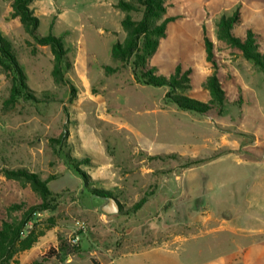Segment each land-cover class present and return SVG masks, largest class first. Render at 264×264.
<instances>
[{
  "label": "rangeland",
  "instance_id": "rangeland-1",
  "mask_svg": "<svg viewBox=\"0 0 264 264\" xmlns=\"http://www.w3.org/2000/svg\"><path fill=\"white\" fill-rule=\"evenodd\" d=\"M11 2L0 0V32L39 102L20 97L9 104L12 77L0 67V224L22 214L14 205H41L28 182L5 170L34 173L52 192L46 208L26 224L31 246L11 264H91L90 258L99 264H217V255L230 248L228 237L204 231L233 211L207 201L231 206L239 197L244 205L240 190L264 178V73L218 40L217 22L237 10L241 24L234 32L251 27L264 37V0H164L163 17L173 20L150 64L165 76L178 64L189 69L186 95L207 101L204 83L214 71L206 60L207 39L227 97L220 116L166 103L165 90L135 82L130 66L105 74L103 66H115L111 45L125 37L118 0H33L37 32L60 36L67 49L72 68L64 77L75 87L70 98L69 87L53 81L50 48L11 16ZM44 93L54 100L40 101ZM90 187L112 193L121 210L102 213L106 198ZM141 198L147 200L135 210ZM76 235L74 254H65L59 245H70ZM49 249L61 257H49Z\"/></svg>",
  "mask_w": 264,
  "mask_h": 264
},
{
  "label": "trees",
  "instance_id": "trees-1",
  "mask_svg": "<svg viewBox=\"0 0 264 264\" xmlns=\"http://www.w3.org/2000/svg\"><path fill=\"white\" fill-rule=\"evenodd\" d=\"M33 0H12L11 16L18 19L25 32L39 45L48 46L53 54V67L51 75L57 85H67L70 98L75 94L73 84L65 79L64 75L72 68L67 49L64 47L62 38L51 32L41 35L37 32L38 19L33 15L30 4ZM115 8L123 13L120 21L122 30L125 32L124 39L115 41L110 48V59L115 66H103L105 74H113L120 68L130 66L135 82L145 86L157 87L165 90L163 99L166 103L174 104L178 109L205 115L215 113L220 116L226 109V94L215 74V63L211 43L205 39L206 60L212 64L214 71L209 75L204 86L209 91V99L200 101L186 95L191 88L190 70H182L178 64L174 71L165 76L159 73L158 68L150 64V59L158 48L159 42L166 36L167 24L173 17H163L166 12L164 0H118ZM133 14L135 16H133ZM241 24V17L237 10L230 15H222L217 22V38L228 47L236 49L247 60L251 61L262 73H264V37L251 27H245L241 34H236L234 29ZM0 67L3 72L12 77V85L8 97V103L12 104L20 97L25 100L39 102L34 91L26 84V77L17 62L16 53L12 44L0 32ZM54 96L44 93L40 101L51 102ZM53 142H60L51 139ZM55 146H57L55 144ZM68 155H66L67 157ZM88 162L87 159H84ZM67 162L76 171L83 182L89 177L77 169L76 161L67 157ZM83 162V161H82ZM200 161H193L185 165L190 167ZM6 176L28 182L33 190L41 198V205H33L27 208L14 205V209H22L19 217L3 220L0 224V264H11L17 252L31 246L29 235L24 234L26 224L33 219L34 214L40 209L46 208L51 200L52 192L47 186L48 181L41 180L36 174L24 169L5 170ZM95 196L105 199L114 195L109 191L90 187ZM116 200V199H115ZM146 198H141L134 204V209H139ZM118 202V201H117ZM119 210L121 206L119 204ZM59 248L65 254H74V247L61 243ZM60 252V251H59ZM49 249V257L59 259L61 253ZM92 264H99L90 258ZM39 264V263H36Z\"/></svg>",
  "mask_w": 264,
  "mask_h": 264
},
{
  "label": "crops",
  "instance_id": "crops-1",
  "mask_svg": "<svg viewBox=\"0 0 264 264\" xmlns=\"http://www.w3.org/2000/svg\"><path fill=\"white\" fill-rule=\"evenodd\" d=\"M191 171L192 169H189L188 172ZM262 181L264 178L259 182L255 181L252 188L240 190L242 198L246 200L244 205L237 204L239 197L234 198L235 204L231 206H214L215 201H207L213 205L211 208L233 211L232 217L217 219L218 223L214 228L204 231L218 232L228 237L225 241L229 243L230 248L217 255L215 261L217 264H252L253 261L264 258V182ZM207 264H214V261Z\"/></svg>",
  "mask_w": 264,
  "mask_h": 264
},
{
  "label": "water",
  "instance_id": "water-1",
  "mask_svg": "<svg viewBox=\"0 0 264 264\" xmlns=\"http://www.w3.org/2000/svg\"><path fill=\"white\" fill-rule=\"evenodd\" d=\"M106 203L100 207V211L104 214H116L119 211V203L113 197H107Z\"/></svg>",
  "mask_w": 264,
  "mask_h": 264
},
{
  "label": "built area",
  "instance_id": "built-area-1",
  "mask_svg": "<svg viewBox=\"0 0 264 264\" xmlns=\"http://www.w3.org/2000/svg\"><path fill=\"white\" fill-rule=\"evenodd\" d=\"M78 239H79V238H78L77 235L74 236V237H72V238L69 240L70 245H71V246L77 245Z\"/></svg>",
  "mask_w": 264,
  "mask_h": 264
}]
</instances>
